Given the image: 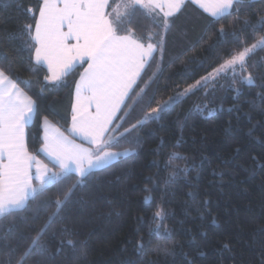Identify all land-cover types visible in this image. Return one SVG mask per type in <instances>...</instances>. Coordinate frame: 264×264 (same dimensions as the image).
I'll return each mask as SVG.
<instances>
[{"label": "trees", "instance_id": "trees-1", "mask_svg": "<svg viewBox=\"0 0 264 264\" xmlns=\"http://www.w3.org/2000/svg\"><path fill=\"white\" fill-rule=\"evenodd\" d=\"M42 2L0 0V67L11 65L18 86L37 101L41 115L68 135L76 85L87 65L56 85L45 81L49 74L36 65L31 39ZM110 3L115 8L121 0ZM160 17L139 8L131 23L125 20L124 26L145 44L161 47L139 82L146 92L143 101L134 106L138 97L132 96L123 110L129 115L122 112L115 124L123 127L107 138L142 120L150 99L151 107L164 104L214 72L245 43L264 36L260 1L245 0L239 16L218 20L187 4L170 19L167 31ZM248 64L245 76L252 74V84L241 83L238 75L203 86L121 138L112 150L130 152V157L90 174L81 184L70 175L32 198L25 210L0 217V264H264V50L251 55ZM27 143L30 154L40 156L42 123L37 118ZM173 154L183 159L170 160ZM73 185L43 238L45 250L25 258L31 238L56 211L45 202L62 199ZM158 210L164 214L159 232L171 238L153 235L150 246L139 251L137 234L150 239L161 224L154 219ZM157 247L168 253L154 251Z\"/></svg>", "mask_w": 264, "mask_h": 264}, {"label": "snow or ice", "instance_id": "snow-or-ice-1", "mask_svg": "<svg viewBox=\"0 0 264 264\" xmlns=\"http://www.w3.org/2000/svg\"><path fill=\"white\" fill-rule=\"evenodd\" d=\"M192 2L198 3L212 17H225L239 16L244 0ZM183 3L184 0H121V4L112 8L110 0H43L39 7V19L35 22V34L31 38L35 42V60L37 64L47 65L49 75L44 79L52 85L60 83L76 63H87V68L76 85L71 132L74 136L81 137L89 146L75 143L59 129L54 128L49 117L41 115L37 101L18 86L14 68L11 65L0 67V216L25 210L30 196H43L50 186L56 187L71 179L69 174H77L80 178L77 184L83 183L93 169L104 168L121 156V153L112 150L118 147L121 138L126 139L147 120L158 119L169 105L176 104L194 89L207 85L208 76L202 78L203 84L197 81L184 92L170 97L164 104L156 107H151L150 99L147 105L150 110L144 114L142 120L125 128L120 136L106 138L109 131L123 127L122 124L114 126L113 122L121 119L118 113L129 107L128 101L132 100V96L138 97L133 101L134 106L143 101L146 92L145 89L139 88L138 80L142 81L143 75L151 67L154 52L161 47L151 42L145 44L133 29L124 26L125 20L131 23V17L139 8L151 12L158 10L162 13L160 24L167 31L170 18L180 10ZM260 3H264V0H260ZM110 8L111 12L108 11ZM121 8L124 9L123 13ZM233 9L235 11H231ZM244 23L248 25L250 22L245 20ZM31 27L32 25H27L26 30ZM219 33L224 35L223 27L219 29ZM258 48L264 50V36L250 45L245 43L230 54L224 63L215 69L216 76L231 72L235 80L239 68L240 82L252 84V74L249 72L245 76L244 72L249 67L251 54ZM155 75L153 73V76ZM137 89L142 95H138ZM134 106L132 111L135 110ZM128 115V112H123L124 117ZM34 117L43 125L42 151L51 159L52 169L47 164H42L27 150L25 128ZM169 159L183 157L173 154ZM33 165L36 168L35 176L31 172ZM56 168L59 171L53 170ZM34 178L39 181L38 187L32 183ZM75 187L76 185H73L72 189L64 192L62 199L45 202L44 206L54 205L56 211L48 217L45 226L37 230L31 238L30 246L24 253L25 258L34 250H45L43 238L47 229L63 210ZM154 219L160 220L161 224L149 233L148 241L137 234L136 244L139 251H144L150 246L153 235L157 239L171 238L169 233L162 235L159 232L163 227L162 210L156 211ZM66 243L73 245L72 240ZM154 251L168 253L166 248L157 247Z\"/></svg>", "mask_w": 264, "mask_h": 264}, {"label": "crops", "instance_id": "crops-1", "mask_svg": "<svg viewBox=\"0 0 264 264\" xmlns=\"http://www.w3.org/2000/svg\"><path fill=\"white\" fill-rule=\"evenodd\" d=\"M111 1H112V0H110V2H111ZM244 1H245V0H244ZM247 1H250V2H259L260 0H247ZM187 4H191V5L195 6L198 10H200L201 12H203L205 15H207L208 17H210V18H212V19L218 20V19L223 18V17H212V16L210 15L209 12H205V11L203 10V8H201L200 5H199L198 3H193L192 0H184V3H183V5H182V7L180 8V10L177 11V12H175L174 15H173L171 18H173V17L177 16L178 14H180V12L183 10V8H184ZM231 11H232V10H231ZM155 12L159 13L160 15H162V13H160L158 10L155 11ZM171 18H170V19H171ZM156 53H157V51L154 52V57H155ZM35 63H36V60H35ZM85 64L87 65V63H79V62L76 63L75 66H74V67L68 72V74L62 78V80H64V79H65L69 74H71L74 70H76V69L79 68V67H82V66L85 65ZM36 65L39 66V67H42V68L46 69L47 72H48V68H47V65H46V64H44V63L37 64V63H36ZM48 74H49V72H48ZM62 80H61V81H62ZM139 82H140V80H138V84H139ZM75 104H76V89H75V93H74L73 106H74ZM121 113H122V112H121ZM121 113H118V116H120ZM72 116H73V109H72ZM34 120H35V117H34L33 121H32V122H31V123L25 128V143H26L27 150H28V143H27L28 129H29V127H31L32 124L34 123ZM117 121H118V120H115V121L113 122V123H114V126H115V124H116ZM50 124H51L54 128L59 129L58 127H56V126H55L54 124H52L51 122H50ZM71 128H72V122H71V126H70V129H69V134H68V135L64 134V135L67 136L69 139L74 140L75 143H77V144H82L84 147H88L89 145L87 144L86 141L82 140L81 137H79V136H74V135L72 134V132H71ZM59 130H60V129H59ZM60 131H61V130H60ZM61 132H62V131H61ZM110 132H111V131H109V132L106 134V138L109 136ZM63 133H64V132H63ZM43 137H44V130H43V125H42V142H43ZM42 148H43V147H42ZM28 152H29V150H28ZM29 153H30V152H29ZM119 153H121V152H119ZM124 153H128V155H124ZM124 153L122 152V153H121V156H120L117 160L112 161V162H111L110 164H108L106 167H104V168H100V169H93V170L89 173V175L92 174V173L99 172V171H102V170H104V169H107V168H109L110 166L116 164L120 159H122V158H127V157H130V156L132 155V153H130V152H124ZM36 157H37V156H36ZM37 159H38L42 164H47L48 167H49L50 169L53 168V163H52L51 159L47 156L46 153H44V152L42 151V149H41V151H40V156H38ZM4 162H6V160H5ZM53 170L59 171L58 168L53 169ZM31 172H32L33 176H35V172H36L35 165H33V168L31 169ZM69 175H74V176H76L77 178H79V176H78L77 174H69ZM89 175H88V176H89ZM88 176H87V177H88ZM79 179H80V178H79ZM32 183H33V185H35V186H37V187H38V185H39V181L36 180L35 178L33 179ZM31 199H32V197L30 196V197H29V200H28L27 203H26V206H27L28 202H29ZM14 212H18V211H14ZM5 215H6V214H5ZM0 217H2V216H0Z\"/></svg>", "mask_w": 264, "mask_h": 264}, {"label": "rangeland", "instance_id": "rangeland-1", "mask_svg": "<svg viewBox=\"0 0 264 264\" xmlns=\"http://www.w3.org/2000/svg\"><path fill=\"white\" fill-rule=\"evenodd\" d=\"M258 50H260V49H259V48L256 49L254 53H256ZM254 53H253V54H254ZM253 54H251V55H253ZM245 73H246V71L244 72V75H245ZM210 74H211V75H210ZM210 74L207 75V76L209 77V81H208L207 84H209V83H211V82H215L216 80H218V79H220V78H222V77H229V76H232V73H231V72H228L227 75H221V76H216L215 71L212 72V73H210ZM238 75H240V70H239V68H237V76H238ZM213 77H215V79H213ZM200 81H201V84H203V80H200ZM195 84H196V83H195ZM195 84H194V85H195ZM247 84H248V83H247ZM200 88H202V87H198V88L194 89L192 93H194L195 91L199 90ZM183 92H184V91H183ZM181 93H182V92H181ZM192 93H189L188 95L184 96L181 100L187 98V97H188L189 95H191ZM181 100H180V101H181ZM180 101H179V102H180ZM177 103H178V102H177ZM177 103H176V104H177ZM176 104L169 105L165 110H167V109L173 107V106L176 105ZM152 119H155V118H152ZM152 119H150V120H152Z\"/></svg>", "mask_w": 264, "mask_h": 264}]
</instances>
